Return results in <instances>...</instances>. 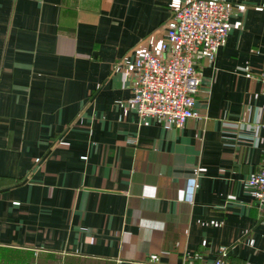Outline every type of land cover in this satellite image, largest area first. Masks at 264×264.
<instances>
[{
  "label": "crops",
  "instance_id": "0c3cea01",
  "mask_svg": "<svg viewBox=\"0 0 264 264\" xmlns=\"http://www.w3.org/2000/svg\"><path fill=\"white\" fill-rule=\"evenodd\" d=\"M224 1L175 128L126 72L186 0H0V264H264V0Z\"/></svg>",
  "mask_w": 264,
  "mask_h": 264
},
{
  "label": "built area",
  "instance_id": "2783aa9c",
  "mask_svg": "<svg viewBox=\"0 0 264 264\" xmlns=\"http://www.w3.org/2000/svg\"><path fill=\"white\" fill-rule=\"evenodd\" d=\"M231 9L224 0H186L172 14L165 24L159 53L142 51L126 72L135 79L128 104L140 116L157 117L175 128L200 117L195 103L201 80L195 63L198 58L214 61L229 30ZM261 81L264 95V74ZM247 182L256 202L264 207V158ZM189 186L191 200L193 181ZM224 251L222 247L220 252ZM210 264L231 263L220 255Z\"/></svg>",
  "mask_w": 264,
  "mask_h": 264
}]
</instances>
